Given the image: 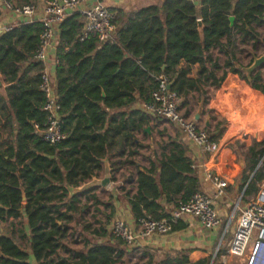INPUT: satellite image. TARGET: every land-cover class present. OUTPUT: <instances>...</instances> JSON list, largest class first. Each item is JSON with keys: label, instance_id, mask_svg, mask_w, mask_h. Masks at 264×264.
Masks as SVG:
<instances>
[{"label": "trees", "instance_id": "trees-1", "mask_svg": "<svg viewBox=\"0 0 264 264\" xmlns=\"http://www.w3.org/2000/svg\"><path fill=\"white\" fill-rule=\"evenodd\" d=\"M111 12L116 29L108 42L95 36L81 40V13L71 14L61 25L55 74L67 138L57 145L44 142L35 129L47 122L46 97L40 89L44 65L34 59L42 22L14 23L10 32L0 34V74L5 83L0 91V224L24 217L37 264H118L120 253L111 245L75 252L63 244L69 224L81 212L79 195L70 197L68 187L99 178L103 160L114 153L122 158L140 149L137 133L150 127L151 118L136 106L151 102L158 75L168 76L171 89L182 97L194 91L204 96L203 79L220 87L232 75V87L244 84L255 103H264V67L247 75L235 66L237 53H244L239 46L258 52L264 45L258 31L264 27V0H164L132 12ZM215 50L228 58L223 66L214 58ZM195 65L200 72L192 79ZM210 117L215 125L206 131L218 142L228 123ZM160 149V158L150 160L148 171L137 173V194L129 199L136 221L169 218L166 205L176 207L200 192L185 146L169 139ZM242 156V189L244 196H251L264 181V141H254ZM60 251L69 258L59 257ZM226 252L222 246L215 260L196 264H218ZM28 259L14 237H0V264H29ZM147 264L155 263L152 259ZM160 264L190 262L187 256L169 254Z\"/></svg>", "mask_w": 264, "mask_h": 264}, {"label": "crops", "instance_id": "crops-1", "mask_svg": "<svg viewBox=\"0 0 264 264\" xmlns=\"http://www.w3.org/2000/svg\"><path fill=\"white\" fill-rule=\"evenodd\" d=\"M13 2L16 8H20L26 4H35L38 7V13L35 15V21H40L43 12V2L41 0H34L33 3H27L28 0H10ZM110 11L112 10H123L125 12H132L152 6L160 5L164 0H100ZM97 4L96 0L87 1L79 11L70 12L81 13L86 7L94 6ZM114 15V13H113ZM22 17L18 13L13 11H6L0 9V34L2 29L6 26H11L14 23H22ZM116 29V28H115ZM59 45V39H56L52 44L48 53L47 64L52 67V77L56 79L55 70L58 66L57 60V48ZM185 64L181 65V68H186ZM200 72V66L195 65L191 68V74L189 78H198ZM53 79V80H54ZM236 80V77L229 75L228 81L221 85L220 96L211 102L209 105L210 112L213 116L217 117L218 120H225L228 123V129L226 130L224 136L218 141L221 147L220 154L217 156H203L200 154L198 148L191 140H189L181 131V129L170 124L164 119H161L163 123L157 125L158 134L162 133L163 142H159V147L155 149L151 146V151L145 153L147 150L148 142H144L142 139L146 136V129L143 128L137 133V138L140 142V149L136 150L133 155H129L127 151L124 157H119V153H114L109 157V163L112 167V172L114 169H118L119 174L123 172L125 166H132L134 168V174L132 171H125L124 175H118V173L113 172L114 179H112V184L108 189H97L96 194L100 201H104L99 196L102 191L110 198L109 205L112 209L109 221H100L101 231L94 233L89 236V240L83 243L82 246L68 247L65 240L63 244L71 251L75 252H85L88 248L108 244L117 249L116 254L118 264L121 261L127 262L131 259L133 254H141L142 263L150 262L153 259V263H162L169 254H176L180 257L187 256L190 264H196L203 260L212 259L215 260L220 248L223 246L228 250L229 244L232 241L233 234L237 226V217L233 222L229 224V217L232 213L233 206L236 200L244 192L243 187V169L245 167L240 166V157L236 151V142L244 135L247 140L252 137L260 142V137H264V103H255L252 98V93L246 89L244 84L239 87H232V82ZM57 83V80H55ZM5 83L0 74V91L3 92ZM189 96V95H188ZM136 108H142V104H138ZM198 111V110H197ZM195 112V114L197 113ZM192 114L189 116H195ZM210 117L203 114L201 120L205 118L204 127H201L206 131V120ZM157 119L159 123L160 118ZM201 120L198 122L201 124ZM210 128L213 129V121L210 117ZM151 125V124H150ZM208 129V128H207ZM242 131V132H241ZM207 132V131H206ZM241 132V133H240ZM242 134V136H240ZM251 137V138H250ZM169 139L179 140L186 148L187 156L191 158L194 168L200 180V192L208 194L211 197H215L217 188L215 184L208 180L206 175L212 173L217 175L222 181L228 184L225 195L221 198H215V206L217 213L221 220V225L213 230H206L198 220L194 218H183L179 220L175 225L173 230L164 236H155L148 239H138L134 245L128 246L121 242L119 239L112 235V228L116 220H123L126 225L135 232L137 229V221L135 220L129 199L133 198L137 194V173H146L150 168V160L152 158H160L162 150L160 146L167 143ZM248 143L249 141H245ZM241 146V145H240ZM246 149L250 147V144H245ZM140 160H143L141 162ZM103 170L100 173L99 179L104 177V164ZM122 166V167H119ZM100 191V192H99ZM256 194L252 195V200H247L248 197H244L243 207L254 200ZM164 204L166 202H163ZM175 206L166 205V210L171 211ZM101 208V206H99ZM13 223L11 230L7 232L0 230V237L12 236L14 237L21 249L24 250L28 255L29 264H37L31 250V233L27 227V222L22 216L18 220L10 221ZM4 223L1 225L10 224ZM70 226V224H69ZM68 226V228H69ZM228 226V227H227ZM105 230V231H103ZM113 237V238H112ZM59 257L62 259L69 258V253H61ZM218 264H243V260L230 257L226 252L223 254L218 261Z\"/></svg>", "mask_w": 264, "mask_h": 264}, {"label": "built area", "instance_id": "built-area-1", "mask_svg": "<svg viewBox=\"0 0 264 264\" xmlns=\"http://www.w3.org/2000/svg\"><path fill=\"white\" fill-rule=\"evenodd\" d=\"M41 1L43 2V16L40 22L43 24V31L40 37V47L35 52L34 59L44 65L40 89L46 97L44 111L47 113V122L42 129L39 125H35V129L44 142L57 145L62 143L67 136L62 132L64 116L60 113L61 106L56 79L52 77V67L47 64L48 53L54 41L59 39L61 25L70 16V12L79 11L89 0ZM96 1L97 4L81 11L85 19L81 40L84 41L95 36L100 42H108L113 39L115 34L114 15L100 0ZM0 9L18 13L24 23L35 22V15L38 13V7L35 4H26L16 8L10 0H0ZM11 30V26H6L1 33ZM156 83L157 88L151 102L142 106L150 118H162L178 126L183 134L196 145L201 155L217 156L220 154V144L213 141L193 116L186 114L182 108L183 98L177 91L171 89L170 78L164 74L158 75ZM262 163L263 161H261L260 167ZM206 177L217 188L214 198L203 192H198L185 203L174 207L170 211L169 218L161 220L151 217L141 218L137 221L135 232L123 220L118 219L113 225L112 235L124 244L132 246L138 239L169 234L174 225L183 218L198 220L206 230L217 228L221 225V220L216 210L215 198L223 197L229 186L212 173H208ZM244 192L236 200L229 217L228 226L239 214L227 253L230 257L243 260V264H264V181L260 183L254 200L245 207H243Z\"/></svg>", "mask_w": 264, "mask_h": 264}, {"label": "rangeland", "instance_id": "rangeland-1", "mask_svg": "<svg viewBox=\"0 0 264 264\" xmlns=\"http://www.w3.org/2000/svg\"><path fill=\"white\" fill-rule=\"evenodd\" d=\"M258 31L260 32L261 37L264 40V27L263 26L258 27ZM239 48L240 50H243L244 53L243 54L237 53V62L235 63V66L237 69L242 70L245 74H247L246 70L254 64V60L259 59L264 56V45L259 48L258 52H254L250 47L239 46ZM214 58L219 61L221 66H223L228 59L224 54H221L218 50L214 51ZM262 67H264V64ZM258 70L260 69H257L256 71ZM221 76H222V72L219 73V77ZM201 91L205 93L204 96H202L200 91H194L189 96L182 97L183 98L182 108L184 109L186 114L187 113H189L190 115L195 114V112L199 109L200 104L203 103L205 116L212 115V113L210 114L211 110L209 109V105L211 104L213 100H215L218 96L222 94V93L220 94L221 87H216L211 83V81H207L203 79ZM185 101H188V105L184 104ZM263 113L264 111H262L260 114H263ZM161 119L162 118L159 119V123H157V119H151V125L150 127L146 129L148 130L146 132L147 134L142 139L144 142L146 143L148 142V144H146L147 150H144L145 153H149L151 151V146H154L155 149H157V147H159V144H160L159 142L164 141L162 135L160 133L158 134V127H157L158 124L161 125V123H163L162 122L163 120L161 121ZM204 121H205V118L201 120V124H200L201 127H204ZM240 136H242V134ZM259 137H260L259 138L260 142H263L264 137H261V135H259ZM256 139L252 137L250 140L249 139L247 140V137L243 135L239 139V142L238 141L236 142L235 147H236L238 156L240 158H243L242 155L247 152L245 144H250L251 146L253 142L256 141ZM245 141H249V142L246 143ZM140 161L143 162V160H140ZM119 167H122V166H119ZM262 168L264 170V166H262ZM128 170L132 171V173L134 174V168L132 166H125V169L123 170L122 173L120 174L118 172L116 173H118V175H121L120 177H122L125 171H128ZM90 181L91 180L87 182H90ZM96 191L97 189L89 191L90 192L89 196H86V193L88 192L79 194V198H80L79 206H80L81 212L77 214L74 220L70 223L69 232L65 240L69 248L70 247L74 248L76 246H82L84 242L89 240V236H92L95 232L98 233L99 231H101L100 221H104V222L109 221L111 217L110 213L112 209L109 206L110 204L108 203L110 198L105 199L107 195H105L104 192L99 191L100 192L99 196L101 199H104V201H100L101 203L97 204L95 200L91 198L92 196L97 197ZM247 197H248L247 200H252L251 199L252 195L247 196ZM99 206H101V208H99ZM0 230L7 232L8 230H11V226L10 224H6L4 226L1 225ZM61 253H65V252L62 251ZM141 256H142L141 254H133V256H131V259H129L127 262L122 260L120 264H147L148 262L142 263L143 258Z\"/></svg>", "mask_w": 264, "mask_h": 264}, {"label": "water", "instance_id": "water-1", "mask_svg": "<svg viewBox=\"0 0 264 264\" xmlns=\"http://www.w3.org/2000/svg\"><path fill=\"white\" fill-rule=\"evenodd\" d=\"M230 21H231V24H233L235 21V18L231 17ZM199 27H200V30L202 31L203 25H202L201 21H199ZM263 64H264V56L259 58V59H255L254 64L246 70L247 75H250L254 71H256L257 69H260L263 66ZM203 114H204V104L201 103L197 113L194 116V120L196 122H199L201 120ZM90 125H92V124L90 123ZM205 126L207 128H210V126H211L210 117L207 118ZM146 131H148V130H146ZM103 164L105 166L104 177L102 179L94 177V178H92V180L90 182L84 183L82 186L77 187V188L68 187V190L70 192V197H74L76 195L83 194V193L89 192V191L94 190V189H108L111 186L112 179H113V172H112V167L109 163V158L104 159ZM240 166L244 167V159L243 158L240 159ZM259 167H260V164H259L258 168L255 170V172H253V174L251 175L250 180L255 176ZM23 197L25 200V194H23Z\"/></svg>", "mask_w": 264, "mask_h": 264}]
</instances>
